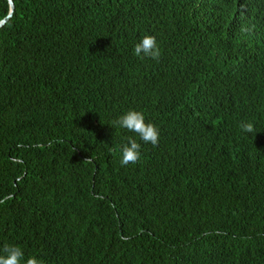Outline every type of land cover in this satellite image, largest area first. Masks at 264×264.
<instances>
[{
  "label": "trees",
  "instance_id": "1",
  "mask_svg": "<svg viewBox=\"0 0 264 264\" xmlns=\"http://www.w3.org/2000/svg\"><path fill=\"white\" fill-rule=\"evenodd\" d=\"M14 3L0 29V254L264 264V0ZM9 11L0 0V20ZM145 35L159 60L135 55ZM129 110L157 146L114 125ZM129 138L141 156L122 166Z\"/></svg>",
  "mask_w": 264,
  "mask_h": 264
},
{
  "label": "clouds",
  "instance_id": "2",
  "mask_svg": "<svg viewBox=\"0 0 264 264\" xmlns=\"http://www.w3.org/2000/svg\"><path fill=\"white\" fill-rule=\"evenodd\" d=\"M134 53L137 57H148L159 60L161 50L156 37L145 35L142 40L135 45ZM113 123L120 128L134 133L139 137L140 141L144 143H151L153 146L158 145L159 130L157 126L151 122H146L144 114L140 111L129 110L118 117ZM240 127L243 131L248 133L254 131L251 122L242 123ZM120 153V163L122 166L136 164L141 156V143L137 142L135 138H129L128 143L122 145ZM2 202L3 201H0V203ZM0 264H44V261L36 256L25 259V253L21 247L17 245H6L3 249V254H0Z\"/></svg>",
  "mask_w": 264,
  "mask_h": 264
},
{
  "label": "water",
  "instance_id": "3",
  "mask_svg": "<svg viewBox=\"0 0 264 264\" xmlns=\"http://www.w3.org/2000/svg\"><path fill=\"white\" fill-rule=\"evenodd\" d=\"M10 5V11L8 15H6L3 19L0 20V29L10 20V18L13 16L15 11V3L14 0H8Z\"/></svg>",
  "mask_w": 264,
  "mask_h": 264
}]
</instances>
